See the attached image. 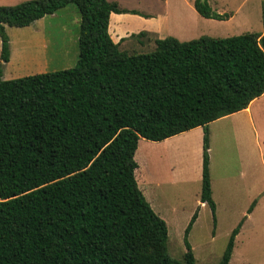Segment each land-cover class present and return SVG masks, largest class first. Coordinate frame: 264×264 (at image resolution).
<instances>
[{
    "label": "trees",
    "instance_id": "trees-1",
    "mask_svg": "<svg viewBox=\"0 0 264 264\" xmlns=\"http://www.w3.org/2000/svg\"><path fill=\"white\" fill-rule=\"evenodd\" d=\"M71 3L81 14L77 63L4 79L6 25L28 26ZM194 6L207 18L229 17L208 0ZM112 12L139 14L110 0L0 5V264H195L188 236L199 209L179 260L167 248L166 220L139 187L135 155L141 137L163 140L197 126L201 200L217 223L208 124L264 93V32L167 36L150 52L128 53L109 32ZM243 221L217 264H231Z\"/></svg>",
    "mask_w": 264,
    "mask_h": 264
},
{
    "label": "rangeland",
    "instance_id": "rangeland-1",
    "mask_svg": "<svg viewBox=\"0 0 264 264\" xmlns=\"http://www.w3.org/2000/svg\"><path fill=\"white\" fill-rule=\"evenodd\" d=\"M21 1L0 0V5ZM110 1L117 2L120 7L137 10L138 15L144 18L152 14L148 22L135 17L127 18L126 23L135 28L131 34L140 32L141 29H137L139 24L154 34L126 38L119 47L128 53L150 52L155 49V38L167 36L184 41L202 35L226 37L249 31L264 32V0H212L213 8L218 12H221L220 9L232 14L236 12L228 20L202 16L194 7L195 0ZM80 21L81 14L77 6L71 3L28 26H8L12 55L10 62L4 66V76L9 79L73 67L80 53ZM200 128L203 138L204 128ZM208 128L216 224L211 207H200L196 203L201 186L196 189V184L172 181L168 176L172 162L182 166L185 172L189 169V163L194 162L193 157L186 162L180 156L170 158L165 155V159L161 160L155 152L146 160L152 177L149 175L151 179H145L146 184L143 178H137L139 187L165 216L169 229L167 248L173 257L184 260L185 229L199 209L188 236L195 254V264H217L232 230L242 219L243 226L236 237L230 263L264 264V93L255 100L251 112L239 111L224 116L210 122ZM150 141L140 138L137 151L142 163L144 147ZM137 151L135 158L140 166ZM141 174L143 176V172ZM157 180L160 181L159 186ZM147 184L149 189L146 188ZM178 198L185 201L184 209L180 211ZM256 198L259 204L249 216L248 208ZM175 205L177 212H173Z\"/></svg>",
    "mask_w": 264,
    "mask_h": 264
},
{
    "label": "crops",
    "instance_id": "crops-1",
    "mask_svg": "<svg viewBox=\"0 0 264 264\" xmlns=\"http://www.w3.org/2000/svg\"><path fill=\"white\" fill-rule=\"evenodd\" d=\"M208 2L212 6V2L213 1L212 0H208ZM212 8H213V6H212ZM220 10H221V12H219V13H226L227 12V11H224V9L223 10L220 9ZM216 11L218 12V10H216ZM222 11H224V12H222ZM227 13H229V17L226 18V19H222V20H228V19H230L231 17H233V15L236 12L234 14H232L231 12H227ZM147 15L150 16L152 14H147ZM128 17L129 18L130 17H135V18H138V19H140L142 21H147V22L149 20H151L148 17H145L144 18V17H142V16H140L138 14H133V13H115V12H112L111 15H110L109 32H110L111 37L113 38V40L115 42H119V44L121 42H123L124 40H126V38H128L130 36V34L133 32V29H135L132 26H130L128 23H126V20H127ZM218 20H220V19H218ZM8 26L9 25H6L7 31H8ZM137 26H138L137 29H141L140 31H144L148 35H154V34H151V33H153L152 31H149V29H146L147 28L146 26L140 25V24L137 25ZM121 38H124V39L121 40ZM155 40H156V38L154 39V41ZM155 45H156V42H155ZM155 48H156V46H155ZM10 59H11V57H10ZM9 62H5L4 65H3V78L4 79H8V78H6L4 76V66L6 64H8ZM257 98H259V97H257ZM257 98L254 99L249 104V106L247 108L242 109L240 111L251 112L252 111L253 103L255 102V100H257ZM237 112H239V111H237ZM237 112H234V113H237ZM234 113H231V114H234ZM231 114H228V115H231ZM228 115H225V116H228ZM222 117H224V116H222ZM222 117H220V118H222ZM213 121H215V120H213ZM213 121H211V122H213ZM209 137H210V130H209ZM210 140H211V138H210ZM139 141H140V139H139ZM147 145L148 146L144 147V151H143L144 152V156H143V160H144V162H143V183L144 184H146V181H145L146 178L151 179L150 177H152V175L150 173L151 171H148V164H147V161L146 160H147L148 156H150V155H152V154H154L156 152L157 153V157L160 158L161 160L165 159V155L169 156L170 158L173 157L174 155H175V158L177 156H180V157H182V160H184L186 162H188L190 160V158L193 157L194 162H190L189 163V169L188 170L186 169L185 172L182 171V169H183L182 166H179L178 163H176L175 161L172 162L173 167L171 168L172 170H171V172L169 173L168 176L170 177V179L172 181H180V182L182 181V182H185L186 184H188V183L189 184L190 183L196 184V189L197 188L199 189V187L201 186V191H202V176H203V138H202V130H201L200 126H197V127L192 128V129L183 131L181 133L172 135V136L167 137V138H165L163 140H157V141L156 140H151ZM138 147H139V143H138ZM210 148H211V146L209 147V154H210ZM137 150H138V148H137ZM209 167H210V177H211V157H210ZM149 175H150V177H149ZM153 181H155V179ZM156 182H157V184L159 186L160 181L157 180ZM211 186H212V178H211ZM149 187H150L149 184H147L146 188L149 189ZM147 194H148V191L146 192V195ZM212 196H213V188H212ZM148 201L152 205L153 209L161 217H163L165 219L164 214H162V212H159L154 207V205L152 204V202L150 200H148ZM254 201H255V206H254L253 210L249 213V216L251 215V213L254 211V209L259 204V199L258 198H256ZM177 202H178V205H179V206H177V207H179V211L181 209H184V205H185L184 204L185 203L184 198H178V201ZM196 203L200 207H203V206L208 205L207 202H203L201 200V192H200V195L197 192V200H196ZM175 207H176V205L174 206V208ZM177 207H176V210H173V212H177V210H178ZM241 229H242V227H241ZM241 229H240V232H241ZM235 241H236V239H235ZM233 252H234V250H233Z\"/></svg>",
    "mask_w": 264,
    "mask_h": 264
},
{
    "label": "water",
    "instance_id": "water-1",
    "mask_svg": "<svg viewBox=\"0 0 264 264\" xmlns=\"http://www.w3.org/2000/svg\"><path fill=\"white\" fill-rule=\"evenodd\" d=\"M202 1H205V0H202Z\"/></svg>",
    "mask_w": 264,
    "mask_h": 264
}]
</instances>
